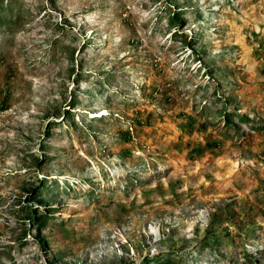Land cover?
I'll list each match as a JSON object with an SVG mask.
<instances>
[{"label": "rangeland", "instance_id": "rangeland-1", "mask_svg": "<svg viewBox=\"0 0 264 264\" xmlns=\"http://www.w3.org/2000/svg\"><path fill=\"white\" fill-rule=\"evenodd\" d=\"M11 2L0 264H264V0Z\"/></svg>", "mask_w": 264, "mask_h": 264}, {"label": "trees", "instance_id": "trees-1", "mask_svg": "<svg viewBox=\"0 0 264 264\" xmlns=\"http://www.w3.org/2000/svg\"><path fill=\"white\" fill-rule=\"evenodd\" d=\"M3 1L4 0H0V27H3L4 24H10L11 25V24H14L15 23L14 22L15 21V15L13 13L14 12V7L12 6L11 0H10L9 4L6 6L7 9L4 12H3ZM172 7H174V6H172ZM170 9H172V8H170ZM170 9H169V11L167 13L168 14V17H167L168 25L169 26H179L182 23L181 22V18L179 17V15L182 14L181 12H183L184 10L181 9L179 11H176V10H173L172 11ZM181 35L182 34H180L177 31H175L174 33H172L170 35L171 36L172 43L173 44H176V43L181 42V37H182ZM199 58H200L199 56L195 57V62L199 61ZM77 101H78L77 98H75L74 100L71 101V105H75ZM76 106L77 105H75L72 108H75ZM69 116H70V112L69 111L68 112H65L64 119L68 120L69 119ZM231 116H233V115H228V113H226V112L223 113L224 121L228 123L227 124L228 126H231V125H229V123H230L229 122V117H231ZM237 117H239V120L241 122H246V121L249 122L248 121V117L246 118V117H244L242 115H238V113H237ZM70 125L72 127L73 124L71 123ZM50 128H53V127H49L47 129V131L44 132V135L45 136H49V130H50ZM123 135L124 136H127V135H129V132L127 131ZM130 177L131 176H127V179L124 182V184L123 183L121 184V186H122L121 187L122 188L121 191L124 192V193H126V195H128L129 192L128 191H125V190H127V189L132 190L133 187L140 186L141 184H144L146 182V181H141V179H139V178H137L136 181H134L133 179H132V181H130L131 180ZM46 182L47 181H42L40 187L35 192L36 195L38 194L39 198L40 197L41 198L43 197V192H48V191L50 192V190H52V188H55V187L58 188V184L57 183L47 185ZM117 190H119V188L113 187V189L110 190L109 193L112 195ZM86 194H88V193H86ZM82 195H85V194L83 193ZM36 200H40V199H36ZM35 203H36L37 206H40L41 205L40 202H35ZM36 211L37 210H35L34 208H33V210L29 211V212H31L33 214V216H31L30 219H28V220H29V222L35 223L37 225V228L38 229H41V228H43L44 226H46L48 224V222L50 221L49 218H51V215L42 216V214H37ZM174 257H175V255H173L172 253H169V256L166 259V261H162L163 259L161 261L164 262V263H166V264H170L171 262L174 261V259H173Z\"/></svg>", "mask_w": 264, "mask_h": 264}]
</instances>
